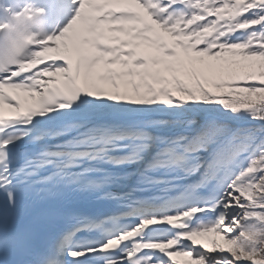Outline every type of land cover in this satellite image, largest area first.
I'll list each match as a JSON object with an SVG mask.
<instances>
[{
  "label": "snow or ice",
  "instance_id": "obj_1",
  "mask_svg": "<svg viewBox=\"0 0 264 264\" xmlns=\"http://www.w3.org/2000/svg\"><path fill=\"white\" fill-rule=\"evenodd\" d=\"M178 256L264 264V0H0V264Z\"/></svg>",
  "mask_w": 264,
  "mask_h": 264
},
{
  "label": "rangeland",
  "instance_id": "obj_2",
  "mask_svg": "<svg viewBox=\"0 0 264 264\" xmlns=\"http://www.w3.org/2000/svg\"><path fill=\"white\" fill-rule=\"evenodd\" d=\"M201 242H209L210 241V239H211V234H210V236H208V237H201V238H198ZM218 239V238H217ZM178 257H181V256H178ZM184 258H186V257H184ZM183 257H182V259H184ZM187 259V258H186ZM177 260V259H176Z\"/></svg>",
  "mask_w": 264,
  "mask_h": 264
}]
</instances>
